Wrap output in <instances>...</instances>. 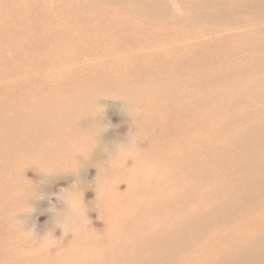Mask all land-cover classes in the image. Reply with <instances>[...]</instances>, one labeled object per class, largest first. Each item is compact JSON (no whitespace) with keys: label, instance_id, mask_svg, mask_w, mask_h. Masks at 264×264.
I'll use <instances>...</instances> for the list:
<instances>
[{"label":"rangeland","instance_id":"rangeland-1","mask_svg":"<svg viewBox=\"0 0 264 264\" xmlns=\"http://www.w3.org/2000/svg\"><path fill=\"white\" fill-rule=\"evenodd\" d=\"M0 264H264V0H0Z\"/></svg>","mask_w":264,"mask_h":264},{"label":"clouds","instance_id":"clouds-1","mask_svg":"<svg viewBox=\"0 0 264 264\" xmlns=\"http://www.w3.org/2000/svg\"><path fill=\"white\" fill-rule=\"evenodd\" d=\"M139 142V133L135 130L128 134L126 140L114 143L111 147L106 148L105 151L108 153V159L105 164L107 167H116L122 163L126 164L129 159L138 155L140 151ZM72 185H75V188L72 186L62 188L56 195V200L64 205V210L55 215V225L61 230L62 234H66L63 232L64 228H68L69 232H71L72 226L80 220L82 214L86 216V213H82L83 202L79 197V188L75 183ZM49 210L55 213V206ZM13 224L26 241L47 245L52 244L58 239L50 231L43 236H38L34 227H29L25 221L18 220L17 217H15Z\"/></svg>","mask_w":264,"mask_h":264}]
</instances>
